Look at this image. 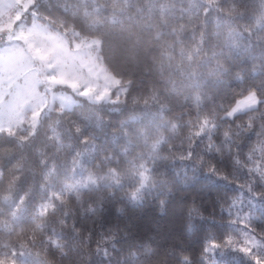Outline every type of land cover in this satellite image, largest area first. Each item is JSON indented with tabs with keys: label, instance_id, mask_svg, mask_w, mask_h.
Instances as JSON below:
<instances>
[{
	"label": "snow or ice",
	"instance_id": "snow-or-ice-1",
	"mask_svg": "<svg viewBox=\"0 0 264 264\" xmlns=\"http://www.w3.org/2000/svg\"><path fill=\"white\" fill-rule=\"evenodd\" d=\"M241 41L248 53L264 46V0H0V264H47L33 249L48 218L90 184L138 204L200 173L237 189L219 207L223 233L194 202L186 210L189 231L208 221L202 264H264V47L248 83L225 63ZM225 78L238 91L208 105L203 87ZM165 93L183 109L162 103ZM106 125V143L85 132ZM224 157V170L211 162ZM179 264L192 257L180 253Z\"/></svg>",
	"mask_w": 264,
	"mask_h": 264
},
{
	"label": "trees",
	"instance_id": "trees-1",
	"mask_svg": "<svg viewBox=\"0 0 264 264\" xmlns=\"http://www.w3.org/2000/svg\"><path fill=\"white\" fill-rule=\"evenodd\" d=\"M185 4L187 6L188 0H185ZM246 19L236 22L237 31L242 29ZM183 22L187 23V18ZM225 38H228L227 31L224 32L222 40ZM212 43L215 45L216 41ZM245 43L246 41H241V47L231 51L225 48V63L226 67L243 69L249 76L248 83H252L248 69L264 46L248 53L244 51ZM147 47L145 45V50L141 52L142 57L148 54ZM117 68L119 70L120 66L117 65ZM235 85L236 82L230 83L228 78H225L222 84L208 80L203 87L205 102L208 105L221 100L227 103L238 91ZM164 95L162 103L168 107L175 106V113L183 109L185 104L183 97H176L171 93ZM108 115L105 112L106 120ZM85 132L92 133L102 143H106L110 138L109 125L99 129L89 128ZM155 132V127L150 126L148 134L154 135ZM211 162H215L218 169L224 170L227 157L213 158ZM167 171L171 176L170 166ZM210 180L215 183H209ZM30 181L31 177L25 178L24 185ZM110 188L108 182H102L99 189L95 185L89 186L88 189H80L82 196L79 200L75 193L71 194L66 200V206H60L57 212L48 218L43 233L39 235V240L44 243L38 249H33V253L39 251L40 258L46 260L47 264H179V254L183 252L192 257V264H202L199 253L204 244L208 221L205 220L204 223L195 221L192 230L189 231L186 210L194 202L206 217L216 218V223L212 224L211 228L215 229L217 234L223 233L228 226L222 222L219 207L227 202L230 194L237 191L233 185L205 176L203 173H200L199 178L191 182L188 188L177 180L170 194L165 193L162 188L159 195L156 192H146L145 198L138 204L131 203L120 191L110 195ZM161 197L166 200L163 208L159 203ZM100 201L103 203L102 208L99 206ZM2 206L7 208L6 204ZM90 208L94 211H90ZM256 211L260 212V209ZM22 225L26 231L31 230L32 226L27 216L22 217ZM2 235L0 232V236ZM50 241H57L60 248H54ZM104 248H107L108 252L107 261L103 254ZM61 249L66 255L62 254ZM229 264L245 262L237 255L236 259H229Z\"/></svg>",
	"mask_w": 264,
	"mask_h": 264
},
{
	"label": "rangeland",
	"instance_id": "rangeland-1",
	"mask_svg": "<svg viewBox=\"0 0 264 264\" xmlns=\"http://www.w3.org/2000/svg\"><path fill=\"white\" fill-rule=\"evenodd\" d=\"M17 83L23 84V80H19V81H17ZM4 99H5V97L2 94H0V102H2ZM89 186H91V184Z\"/></svg>",
	"mask_w": 264,
	"mask_h": 264
}]
</instances>
